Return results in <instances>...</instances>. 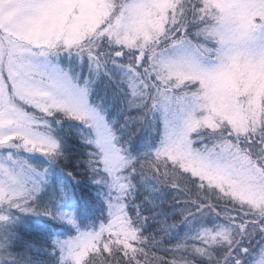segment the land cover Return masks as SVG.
Returning a JSON list of instances; mask_svg holds the SVG:
<instances>
[{"label":"snow or ice","instance_id":"obj_1","mask_svg":"<svg viewBox=\"0 0 264 264\" xmlns=\"http://www.w3.org/2000/svg\"><path fill=\"white\" fill-rule=\"evenodd\" d=\"M0 264H264V0H0Z\"/></svg>","mask_w":264,"mask_h":264},{"label":"trees","instance_id":"obj_2","mask_svg":"<svg viewBox=\"0 0 264 264\" xmlns=\"http://www.w3.org/2000/svg\"><path fill=\"white\" fill-rule=\"evenodd\" d=\"M174 195V190H169V189H166L164 190L161 198L162 199H165L166 201H171L172 197ZM164 209L169 212V213H172L175 209H179L181 207V205L179 203L177 204H171V203H165L163 205ZM176 216L178 217V213L176 214ZM173 217H169V219L171 220ZM178 231L180 232L181 235H183L186 231H187V228L185 225H181L178 229ZM160 255H163V253H160ZM169 259H171V257H169Z\"/></svg>","mask_w":264,"mask_h":264}]
</instances>
